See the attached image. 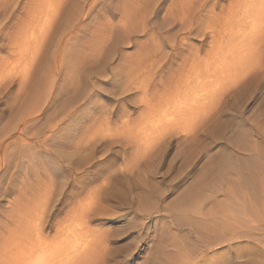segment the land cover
I'll return each mask as SVG.
<instances>
[{
    "label": "rangeland",
    "instance_id": "1",
    "mask_svg": "<svg viewBox=\"0 0 264 264\" xmlns=\"http://www.w3.org/2000/svg\"><path fill=\"white\" fill-rule=\"evenodd\" d=\"M59 1L0 0V143L38 142L35 132L77 111L57 138L37 145L51 150L56 167L39 158L36 145L32 155L6 153L0 251L8 235L1 225L18 206L39 204L48 186L53 204L65 205L59 219L102 187L87 223L98 248L79 264H155L157 258L182 264L185 257L190 264H264V9L242 13L233 0H62L61 7ZM227 14L231 22L218 23L222 37L213 42L215 20ZM144 18L157 39L139 31ZM76 28L86 46L74 50L76 59L61 72L57 56ZM128 29L133 39L127 40ZM217 43L222 63L211 74L203 61ZM233 46L241 49L239 58L226 56ZM195 60L204 64L195 82L204 79L203 92L215 100L208 99L200 115L194 110L199 118L150 117L162 92L190 77ZM29 123L32 130L24 132ZM164 129L170 133L163 138ZM0 149L1 157L5 146ZM70 190L82 195L64 200Z\"/></svg>",
    "mask_w": 264,
    "mask_h": 264
},
{
    "label": "bare ground",
    "instance_id": "2",
    "mask_svg": "<svg viewBox=\"0 0 264 264\" xmlns=\"http://www.w3.org/2000/svg\"><path fill=\"white\" fill-rule=\"evenodd\" d=\"M209 1V0H208ZM232 3L236 6H233L235 7L236 9L242 11L243 12H248L250 10H256V11H259L261 10L262 12V9H264V0H233ZM62 4V0H60L56 5H61ZM54 6L55 8L58 7V6ZM230 5V4H229ZM231 6V5H230ZM61 7V6H59ZM58 7V8H59ZM81 9V8H80ZM229 9V8H228ZM58 10V9H57ZM188 10V9H187ZM231 10V8H230ZM224 11V10H223ZM236 11V10H235ZM255 11V12H256ZM251 12V11H250ZM88 13V12H87ZM171 13V12H170ZM189 13V12H188ZM213 13V12H212ZM233 13V12H232ZM264 13V12H263ZM77 14V13H76ZM151 14V13H149ZM220 14V13H219ZM49 15V14H48ZM80 15V14H79ZM90 15V14H89ZM87 14V16H89ZM91 15H92V12H91ZM228 15V14H227ZM249 15V14H248ZM256 15V13H255ZM86 16V17H87ZM229 16L227 17V19H225V17H223L222 20H224V22H222V20H215L214 22V29H213V34H212V38H213V42H216L218 41V38H220L218 36V23L221 24L222 26V23H227L229 22L230 24V19H229ZM236 16L238 17V15L236 14ZM264 16V14H263ZM49 19V16H47ZM78 17V15H77ZM231 17V16H230ZM251 17V16H250ZM256 17V16H254ZM143 18V17H142ZM183 18V17H181ZM180 18V19H181ZM215 18V16H214ZM221 18V17H220ZM252 18V17H251ZM259 18V16H257V19ZM262 18V17H261ZM53 19V18H52ZM76 18H74L72 20V22L75 20ZM151 19V18H150ZM255 19V18H254ZM51 20V19H49ZM211 20V19H210ZM219 20V21H218ZM48 21V20H47ZM198 21V20H197ZM221 21V22H220ZM263 21V20H262ZM148 19H142L141 21V29H139V31L143 32V34L146 36V37H149L150 39L152 40H155L157 39L159 33L157 30H153L152 28H149V23H148ZM256 22V21H254ZM75 23V21H74ZM257 23L259 24V22L257 21ZM262 23V22H260ZM73 24V23H72ZM233 24V23H232ZM257 24V25H258ZM262 25H264V23H262ZM205 26V25H204ZM225 26V25H223ZM234 26V25H233ZM126 27V26H125ZM132 27V26H130ZM136 27V26H135ZM264 27V26H263ZM129 28V27H128ZM210 28V26H209ZM221 28V27H220ZM227 28V27H226ZM234 28V27H233ZM232 28V29H233ZM251 28V27H250ZM253 28V27H252ZM78 30H75V34L73 36H70L71 40H66L65 42H62V50L63 51L62 53L58 54V59H60V66H61V72L63 70L66 69V61L70 63V61H74V59H76L75 57L76 54L74 52L77 51L78 52V49L77 47L80 45V44H83L82 41L80 39H82V35L83 33L82 32V29L81 31L79 30V28H76ZM133 29V28H132ZM208 29V28H207ZM230 29V28H229ZM255 29V28H254ZM137 30V29H136ZM208 30H211V29H208ZM228 30V29H227ZM236 30V29H234ZM134 30H131V29H128L126 30V37H127V40H130V39H133V35H131L130 32H132ZM138 31V30H137ZM221 31V30H220ZM229 31V30H228ZM227 31V32H228ZM231 31V30H230ZM233 31V30H232ZM257 31V30H256ZM264 31V30H263ZM156 32V33H155ZM235 32V31H234ZM243 32V31H242ZM262 32V31H261ZM205 33V32H204ZM224 33V32H223ZM157 34V36H156ZM255 34V33H254ZM263 33H259V35L262 36ZM221 35V34H219ZM224 35V34H223ZM232 35V34H231ZM222 37V35H221ZM257 37V36H256ZM69 38V37H68ZM160 39V38H159ZM73 40V41H72ZM250 41H247V42H250L252 43V40L253 39H249ZM58 41V40H57ZM140 41V40H139ZM211 41V39H210ZM245 41V40H244ZM70 42V45L68 46V48L66 49L65 46H66V43ZM141 42V45L140 47L142 46V41ZM238 42V41H237ZM236 42V45H238V43ZM246 42V43H247ZM256 42V41H255ZM258 42V41H257ZM40 43V42H39ZM145 43V42H144ZM226 43H228L226 41ZM225 43V44H226ZM232 43V42H231ZM242 43V42H241ZM245 43V42H244ZM58 44V43H56ZM212 44V43H211ZM218 44V43H217ZM216 44V46L214 45V47L216 49L214 50H209V53L206 54V58L204 57L205 61H203L205 63V66L207 68L208 71L211 72V74H215L216 71H219V68L221 66V58H219V53L221 51H219V48H221V46L219 44L218 45ZM224 44V45H225ZM254 44V42H253ZM16 45H17V42H16ZM25 45V44H24ZM23 45V46H24ZM43 45V44H42ZM84 45V44H83ZM150 45V44H149ZM147 45V46H149ZM222 45V44H221ZM229 45V44H228ZM235 45V46H236ZM244 45V44H242ZM28 45H26V48L25 47H22L24 49H27ZM38 46V45H37ZM86 46V45H84ZM83 46V47H84ZM139 45H137L138 47ZM146 46V44H145ZM235 46L233 47H229V49L227 50V55L226 56H233V58H235L237 56L238 57V54L240 55V51L241 49L240 48H236ZM241 46V44H240ZM41 47V46H40ZM57 47V45H56ZM67 47V46H66ZM143 47V46H142ZM224 47V46H223ZM247 49L249 46H246ZM254 47V45H253ZM21 47H19L20 49ZM37 48V47H36ZM159 48V45L158 47ZM245 48V46H244ZM249 48L252 49V47L250 46ZM254 48H257V47H254ZM18 49V50H19ZM66 49V50H65ZM162 49V48H161ZM242 49H243V46H242ZM15 50V49H14ZM37 50V49H36ZM35 50V51H36ZM144 50V49H143ZM250 50V49H248ZM25 51V50H24ZM27 51V50H26ZM29 51V50H28ZM17 52V51H15ZM18 52H22L21 50H19ZM38 52V51H36ZM35 52V53H36ZM146 52V51H145ZM145 52H143L145 54ZM223 52V51H222ZM23 53V52H22ZM142 53V51H141ZM224 53V52H223ZM81 54V52H80ZM83 54V53H82ZM81 54V55H82ZM20 55H22L20 53ZM19 55V57H20ZM165 55V54H164ZM221 55V54H220ZM224 55V54H223ZM17 56V54H16ZM225 56V57H226ZM242 56V55H241ZM244 56V55H243ZM242 56V57H243ZM247 56V55H246ZM248 56H249V53H248ZM247 56V57H248ZM246 57V58H247ZM253 58V57H252ZM16 59V58H15ZM202 59V58H201ZM228 59V58H227ZM241 59V57H240ZM244 59V57H243ZM248 59V58H247ZM247 59H245V61H247ZM200 61V59H197ZM203 60V59H202ZM20 61H22V59H20ZM228 61V60H227ZM241 61V60H239ZM238 61V62H239ZM244 61V62H245ZM77 62V61H76ZM249 62V61H248ZM227 63V62H226ZM242 63V62H241ZM26 64V63H25ZM230 64V63H229ZM58 65V64H57ZM204 65V64H203ZM201 63H199L198 61H192L191 62V65L189 67V70H188V73L190 74V77H179L174 83H173V86L172 87H168V89L165 91V93L162 92V103L160 102L158 104H156V101L154 104H156L157 107H154L152 106V109L150 111V117H153V116H166V115H171L170 113L175 114V116H183L184 114L187 115L188 117L191 116L192 117V114H196L197 112L195 111H198L200 108L204 107L202 105L204 104H208V99H207V93L206 92H203L204 90L206 91V81L204 79H201L197 82H195V80L200 76L202 75V73L200 71H202V66H203ZM232 65V64H231ZM230 65V66H231ZM240 65V64H239ZM250 65V64H249ZM68 66V65H67ZM71 67L70 68H74V66L70 65ZM226 66V64H225ZM229 66V65H228ZM227 66V68H228ZM234 66V65H233ZM246 66V65H245ZM251 66V65H250ZM18 67V66H17ZM16 67V68H17ZM214 67V68H212ZM240 67V66H239ZM242 67V65H241ZM248 67V66H247ZM23 68V73L24 72H28L29 70V67L28 65L22 67ZM58 68V66H57ZM210 69V70H209ZM222 69V68H221ZM224 69V68H223ZM246 69V68H244ZM250 69V68H248ZM76 69H70L69 71L71 72H74ZM251 70V69H250ZM249 70V71H250ZM161 72V70H160ZM205 72V70H204ZM209 73V75H211ZM55 73V72H53ZM201 73V74H200ZM217 73V72H216ZM221 74V73H220ZM219 75V74H217ZM206 77V76H205ZM203 78H204V75H203ZM207 78V77H206ZM212 78V77H211ZM213 78H215L213 76ZM217 79V78H216ZM216 79H213V83L215 84V87H216V84L219 82L216 81ZM198 80V79H197ZM208 80V79H207ZM53 84V83H52ZM218 85V84H217ZM51 87V86H50ZM194 87H195V90H194ZM201 88V89H197V88ZM214 87V86H212ZM219 87V86H218ZM173 88V89H172ZM217 89V88H216ZM216 89H215V92H216ZM219 89V88H218ZM51 90H52V87H51ZM213 91V90H212ZM219 92V90H218ZM217 92V95L219 94ZM209 93V92H208ZM214 94V93H213ZM216 94V93H215ZM160 97V96H159ZM158 97V98H159ZM213 97V96H212ZM161 98V97H160ZM215 98V97H214ZM211 99V100H215V99ZM209 99V100H210ZM210 100V101H211ZM217 100V99H216ZM151 101V100H150ZM154 101V100H153ZM207 101V103H206ZM87 102H89L87 100ZM151 103V102H150ZM151 103V104H152ZM216 103V102H215ZM213 103V104H215ZM87 104V103H86ZM212 104V103H211ZM150 106V104H149ZM155 106V105H154ZM207 107V106H206ZM146 108L147 105H146ZM145 108V109H146ZM211 108V107H210ZM82 109V108H81ZM80 109V110H81ZM197 109V110H196ZM40 110V109H39ZM78 110V109H77ZM195 110V111H194ZM207 110V109H206ZM144 111V110H143ZM205 111V109H204ZM76 110L75 112L71 113L70 115H68L67 117H65L64 119L61 120V122H56L54 124L51 125V123L47 124V126H44V127H47L48 129H43L42 130V133L41 130L35 132L36 133V137L37 138H40L38 142H32V141H26L22 139L23 142L21 143H18L16 144V142H13V144H6L4 145V142H1L0 143V147L1 146H5V149H4V152L2 153L3 155L0 157V166L3 165V164H6L8 167L9 166V161L7 160L6 158V153L9 152V155L11 153H13L14 151L16 152H21V154H35L33 153V149H34V146L39 144H43V145H46L47 141L48 140H53V138H57L56 137V134L59 133L63 128L61 127L62 123H65L67 121L70 120V118L72 116H74L76 114ZM80 112V111H79ZM201 112V110H200ZM148 113V111L146 112ZM203 113V111H202ZM201 113V114H202ZM36 114V113H35ZM189 114V115H188ZM199 114V111L198 113ZM195 115L197 118H199V115ZM147 115V114H145ZM148 115V116H149ZM184 115V116H185ZM202 115H205V113H203ZM174 116V115H173ZM176 116V118H178ZM186 116V118H187ZM193 117L194 120H196L197 118L196 117ZM168 117V116H166ZM146 118H149L146 116ZM145 118V120H146ZM156 118V117H155ZM174 118V117H173ZM185 118V119H186ZM190 118V117H189ZM187 118V119H189ZM183 119V120H185ZM192 119V118H191ZM192 119V120H193ZM72 120V118H71ZM150 120L152 121V119L149 118V122ZM161 120V119H160ZM160 120L158 122H160ZM178 120H181V117L178 118ZM176 120V121H178ZM155 122V120H153ZM186 121V120H185ZM184 121V122H185ZM188 121V120H187ZM197 121V120H196ZM195 121V122H196ZM172 122V121H171ZM182 122V120H181ZM183 122V123H184ZM69 123V122H68ZM144 123V122H143ZM146 123H147V120H146ZM176 123V122H175ZM180 123V122H179ZM178 123V124H179ZM193 123V121L191 122ZM150 124V123H149ZM153 124V123H152ZM68 125V124H67ZM143 125V124H142ZM32 125L29 123L27 125L24 126L23 128V131L25 132H28L30 133L29 131H31L32 129H30ZM65 126V125H64ZM69 126V125H68ZM145 126V124H144ZM149 125H147L148 127ZM186 126V125H185ZM67 127V126H65ZM70 127V126H69ZM68 127V128H69ZM144 127H142L141 129L143 130ZM146 128V126H145ZM70 129V128H69ZM140 129V128H139ZM51 131V134L48 132L49 135H45L46 134V131ZM64 130V129H63ZM66 130V129H65ZM72 130V129H71ZM70 130V131H71ZM165 133L163 135V138L164 136L169 132H166V129H164ZM169 130V129H167ZM137 131V130H136ZM171 131V129H170ZM133 132V130H132ZM135 132V131H134ZM140 132V131H139ZM142 132V131H141ZM66 133L65 131L62 132V134ZM137 133V132H136ZM135 133V134H136ZM143 133V132H142ZM160 133V132H159ZM170 133V132H169ZM27 134V133H26ZM60 134V135H62ZM134 134V133H133ZM138 134H141V133H138ZM144 134V133H143ZM156 134V133H155ZM35 135V134H34ZM59 135V134H58ZM66 135V134H65ZM64 135V136H65ZM70 135V134H69ZM132 135V133H131ZM130 135V136H131ZM142 135V134H141ZM147 135V133H146ZM157 135V134H156ZM67 136V135H66ZM144 136V135H143ZM151 136V135H150ZM147 135V137L145 138V141L148 140L147 138L150 137ZM71 137V136H69ZM131 137H135V136H131ZM153 137V136H152ZM155 136V140L157 139ZM60 138V137H59ZM137 138V135L136 137ZM134 140L136 141L137 139ZM140 138V137H139ZM143 138V139H144ZM162 138V137H161ZM68 139V138H67ZM141 139V138H140ZM150 139V138H149ZM153 139V140H152ZM159 139V138H158ZM151 140L153 142H155L154 138H151ZM145 141L143 140V143H145ZM152 141H149L150 143L146 144L149 146V149L150 148H153V142ZM157 141V140H156ZM160 141V140H159ZM157 141V142H159ZM155 142V143H157ZM57 143V142H56ZM102 143V142H101ZM142 144V143H141ZM48 145V144H47ZM51 145V144H50ZM139 145V144H138ZM144 145V144H143ZM145 145V146H146ZM152 145V147H150ZM55 146V145H53ZM138 147V146H137ZM47 148L44 147V146H38L37 148H35L34 150L35 151H38V152H41L43 153L42 155H39V158H47L48 159V162L50 164H54L53 163V155L50 154V152L45 149ZM139 148L142 149V147L140 146ZM147 148V147H145ZM138 149V148H137ZM144 149V148H143ZM146 150V149H145ZM1 151V149H0ZM144 151V150H143ZM56 152H58L56 150ZM137 152V150H136ZM134 151V153H136ZM147 152V150L145 151ZM145 155V154H144ZM38 156V155H37ZM43 156V157H42ZM136 156V155H135ZM20 157V156H19ZM22 157V156H21ZM141 157V156H140ZM56 158V157H55ZM138 158V157H137ZM18 159V158H17ZM28 160V159H27ZM34 160V159H33ZM135 160V159H134ZM25 162V161H23ZM19 163V164H24V163ZM29 162V161H28ZM35 162V161H34ZM49 164V165H50ZM25 165V164H24ZM28 166V165H27ZM55 166L52 165V167ZM5 167V169H7ZM23 167V165H22ZM21 167V168H22ZM56 167V166H55ZM236 167V166H235ZM3 169L2 171H0V184L1 183V178H3L2 176L4 175V173L6 172V170ZM52 169V168H51ZM56 169V168H54ZM52 171V170H51ZM246 178V177H245ZM14 179V178H13ZM12 180V179H11ZM10 180V181H11ZM52 180V178H51ZM216 180V178H215ZM12 182V181H11ZM53 181H51L52 183ZM13 183V182H12ZM54 187V186H53ZM102 188V187H101ZM100 188V189H101ZM94 195L92 196V191L89 192V195L84 198V203L81 204L80 206L77 205V206H73L71 209L69 208V210H66V216L62 219H59L57 218L58 215L60 213H62L63 209L65 208V205L64 206H61L59 203L56 205L53 204V199H54V196H56V194L54 193L53 191V188L48 186L47 188V191H46V194H44L43 196V199L42 201L40 200V203L39 204H35L36 202H32L31 204H28V205H23L24 209L22 211V209L20 208V206H18L16 208V213L13 214V215H10L11 218H7V223L6 225H1L3 229H6L8 231V235L3 239L1 240V250L0 251V264H79L80 262L82 263V261L85 259H87V255L90 253V249L92 248V251H94L93 249H96L98 248V246L94 243V241L91 239L92 238V235L90 233V229L87 227V223H89V219L90 217L92 216V214L97 210V207H98V199H99V195H100V190ZM189 195V194H188ZM192 197V196H191ZM31 202V201H30ZM39 202V201H37ZM98 202V204H97ZM28 202H26L27 204ZM80 204V203H79ZM239 204V203H238ZM243 205V203H241ZM67 205V204H66ZM247 205V204H246ZM229 206V205H228ZM235 206V205H234ZM67 207V206H66ZM249 207V205H248ZM233 208V206H232ZM231 208V209H232ZM259 209V208H258ZM98 211V210H97ZM260 211V210H259ZM258 212V210H257ZM263 212V211H262ZM261 213V212H260ZM64 214V212H63ZM61 215V214H60ZM55 216V219H53V217ZM60 217V216H59ZM61 218V217H60ZM4 226L6 228H4ZM5 230V231H6ZM50 231H53V235L52 236H49V233ZM92 232V231H91ZM93 233V232H92ZM91 236V238H90ZM102 240V239H101ZM99 245V244H98ZM101 246V245H100ZM99 246V247H100ZM102 249V247L100 248ZM168 255L166 254L165 257L169 259H171V256H169V252H167ZM93 254V253H92ZM92 258V256L90 257ZM158 259L155 261V264H158ZM84 260V261H85ZM161 261V260H159ZM186 262V264H190L191 261L187 260V257H185V261L182 263L184 264ZM165 263V261H164ZM169 262H167L168 264Z\"/></svg>",
    "mask_w": 264,
    "mask_h": 264
},
{
    "label": "snow or ice",
    "instance_id": "3",
    "mask_svg": "<svg viewBox=\"0 0 264 264\" xmlns=\"http://www.w3.org/2000/svg\"><path fill=\"white\" fill-rule=\"evenodd\" d=\"M0 191H3L2 184H0ZM80 195H82V193L79 190H70L69 192L65 193L64 200L74 201ZM53 219H55V216L53 217Z\"/></svg>",
    "mask_w": 264,
    "mask_h": 264
}]
</instances>
